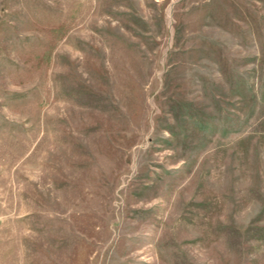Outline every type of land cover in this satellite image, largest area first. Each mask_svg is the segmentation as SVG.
<instances>
[{"label":"rangeland","instance_id":"obj_1","mask_svg":"<svg viewBox=\"0 0 264 264\" xmlns=\"http://www.w3.org/2000/svg\"><path fill=\"white\" fill-rule=\"evenodd\" d=\"M0 264H264V0H0Z\"/></svg>","mask_w":264,"mask_h":264}]
</instances>
